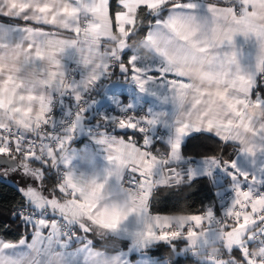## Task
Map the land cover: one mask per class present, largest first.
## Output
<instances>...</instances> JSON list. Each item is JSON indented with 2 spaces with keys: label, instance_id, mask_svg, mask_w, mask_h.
I'll return each instance as SVG.
<instances>
[{
  "label": "crops",
  "instance_id": "1",
  "mask_svg": "<svg viewBox=\"0 0 264 264\" xmlns=\"http://www.w3.org/2000/svg\"><path fill=\"white\" fill-rule=\"evenodd\" d=\"M194 2L198 4L196 10L198 13H206L207 5L215 3L216 0H194ZM129 3L134 7V0H129ZM7 6H14L17 12L29 9L32 18L44 19L54 27L49 28L29 52L27 40L31 39V34L25 36L13 29L22 21L0 16V21H3L0 24V106L11 117L12 124L25 132L35 133L36 124L42 123L38 121V116L47 109L48 102L53 99V92L63 94L73 81L83 85L82 91L86 92L82 95L92 92V98L84 114L83 132L79 133L78 130L72 144L66 145L60 154V163L66 166L71 176V185L79 192L83 202L69 199L62 207L67 208L71 221L81 222L83 217L90 214L89 206L99 202L100 208L93 217L95 223L90 225L93 233L102 238L122 241V245L112 250L89 247L78 242L68 247L57 248L56 242H53L50 246L46 244L42 252L36 249L33 255L27 256L19 251L21 239L9 241L0 236V245L12 243L18 246L15 249L0 250V261L4 264L21 260L24 264H33V261L39 264L41 259L43 264H156L159 258L152 255L149 248L146 251L143 248L147 238L137 235L147 230L146 225H151L157 231L165 225L176 226L179 231L172 232L181 233L179 238L171 241L172 243L179 241L174 248L176 254L184 255L197 251L193 248L182 250L187 244V240L183 237L189 228L194 227L198 230L196 235L205 239L204 228L207 221L197 227L190 220L191 215L153 214L147 211L151 202L148 194L121 189L120 180L124 176L132 175L128 172V168L139 166L141 171L156 175L160 163L158 158L153 160L134 143L121 139L120 136H124L129 130L120 129L115 125L114 120L129 114L136 115L141 120L147 116L151 123L145 125V128L153 147V134L165 131L167 135L163 138V144L169 152L171 151L170 159L177 162H180V152L173 150L172 146L178 142L180 134L177 129L184 123L189 124L190 128L211 125L224 139L232 141L231 145H234L237 151H253L259 159L261 149H264V109L257 108L254 104H249L247 107L240 105L244 114L242 116L233 114L237 106V94L231 91L232 87L246 90V83L238 81L237 75L242 73L247 76L250 65L252 68L258 67L261 53L256 39L251 36L236 37L232 48L242 53L246 63L241 65H229L224 53L230 52L231 49L226 44L211 49L208 53L198 54L203 57L202 63L194 67L191 65L186 67V73L192 77V89L181 90L175 95L173 93L140 94L131 81L123 79L119 70L113 72L109 79H101L99 82L92 79L99 75L100 65L121 46L118 40L124 35V24L131 22L130 17L121 16L119 18L121 30L113 31L104 0H94L92 3L90 0H7ZM162 15L166 16L167 12ZM256 23H264V20L258 19ZM236 27L231 20L227 26L217 25L213 39L223 40L228 28ZM69 28L82 35V39L77 41V35L65 31ZM102 37L107 39H101ZM37 46L40 48L42 58L36 56ZM137 47L130 46L135 53ZM153 47L154 44L145 39L141 40L140 52L144 61L153 59ZM217 53L223 60V67H208L210 58ZM74 55L77 70L74 72V79L66 82L64 77ZM229 72L232 76L227 75ZM9 78L11 83H6ZM225 80L229 83L228 88L224 87ZM114 83L117 86L110 89ZM197 92L204 93L199 97L202 102L198 105L195 104ZM21 96L24 98L21 99ZM33 96L35 99L32 98ZM125 96L128 98L127 101ZM129 103H133L132 109L127 107ZM70 104L71 100L66 98L62 108L66 110L70 108ZM29 109H31L30 113ZM104 117H108L113 122L111 124L105 122ZM4 123L8 124V120L5 119ZM133 139L142 141L143 134H133ZM187 139L188 137L184 139V143ZM109 157L113 159L109 160ZM187 157H193L196 162L191 164L192 167L204 171L200 165L201 157L185 154L184 163L188 161ZM178 166L183 173V181L187 180L184 164ZM210 166L215 167V165ZM15 171L17 169H14L13 173H16ZM222 174L225 175L223 172ZM200 176L202 175H198ZM96 184H104L102 192L94 191ZM134 208L137 209L135 213L131 211ZM123 215H127L128 219L121 221L120 232L115 235L107 232L106 228L113 225L117 217ZM250 219L251 216L248 215L246 221L248 224L251 223ZM157 224L159 228H156ZM124 229H127L126 233ZM33 235L32 233L27 240L31 241ZM207 242L215 243L206 244L208 246L202 248L220 249L223 252L221 242L216 243L217 240L211 237ZM218 260V258L208 259L204 262L216 264Z\"/></svg>",
  "mask_w": 264,
  "mask_h": 264
},
{
  "label": "snow or ice",
  "instance_id": "2",
  "mask_svg": "<svg viewBox=\"0 0 264 264\" xmlns=\"http://www.w3.org/2000/svg\"><path fill=\"white\" fill-rule=\"evenodd\" d=\"M92 2L94 0H90V3ZM104 3L113 31L121 30L119 23L121 16L130 17L131 22L123 26V46L118 48L119 54L113 53L100 65L99 75L92 78L96 82L101 79H109L114 70L118 69L123 79L131 81L135 90L140 94L173 93L175 95L181 90L193 88L192 77L186 73V67L188 65L194 67L202 63L203 57L198 54L208 53L211 49L226 44L231 51L224 53V58L228 60L230 66L241 65L246 61L242 58V53L234 50L232 46L237 36H251L259 43L261 56L258 67L252 68L250 65L247 76L242 73L237 75L238 81L246 83V90L242 91L238 87L231 88V91L237 94V106L233 114L237 116L244 114L240 105L247 107L249 104H254L255 107L264 109V23H256L258 19L264 20L262 17L264 0H216L215 3L207 5L206 13L196 11L198 4L194 0H134V7L130 6L129 0H104ZM165 12L167 15H162ZM0 16L9 20L22 21L21 24L12 28L25 36L31 34V39L27 40L29 52L33 50V46L37 44L39 38L44 36L49 28L54 27L44 19L32 18L29 15V9L17 12L14 6H7V0H0ZM149 17H154V19ZM229 20L237 27L235 29L228 28L223 40L213 39L217 25L227 26ZM2 23L3 21H0V24ZM65 31L78 35L77 31L70 28ZM139 34H142L146 41L154 44L151 61H144L132 48L128 47ZM198 36L201 38L197 39ZM101 39L107 38L102 37ZM36 56L42 58L39 46L36 48ZM207 66L210 68L223 67V60L219 53L210 58ZM227 75L232 76V73L229 72ZM6 83H11V79L9 78ZM116 86L114 83L110 89ZM224 87H229L227 80H225ZM82 89V84L73 81L63 94H59V100L56 99L58 93L53 92V99L48 102L47 109L38 116V121H42V123L36 124L38 129L36 133L12 127L11 117L0 106V114H2L0 115V169L16 168L18 172H21L23 174L22 183L27 186V190L33 197L27 202L30 219L25 223L26 230L34 234L33 239L28 241L27 237H22L19 242V251L27 256L33 255L36 249L42 252L46 244L50 246L53 242H56L57 248L68 247L77 242L89 247H99L101 244L99 239L93 237L90 226L95 223L93 217L100 208L99 202L89 206L90 214L83 217L81 222L71 221L67 210L62 207L69 199L83 202V198L74 187H68L63 183L62 172L66 166L60 163V154L65 146L72 144L78 130L79 133L83 132L86 108L80 105L84 99L82 93L86 91H82ZM203 95L204 93L197 92L196 105L202 102L199 97ZM32 98L35 99V96ZM66 98L76 106L75 110H72L70 104L68 115H65L62 109V103ZM127 99L125 96V101ZM133 102H135L134 97ZM56 104L61 105L60 113L54 112ZM127 107L132 109L133 103H129ZM28 112L30 113L31 109ZM125 116L128 118L125 119ZM5 119L8 120V124L4 123ZM103 119L109 124L113 122L108 117ZM114 123L122 130H129L124 136H120L121 139L134 143L136 147L144 150L147 156L152 157L153 160L156 159L152 141L145 128V125L151 123L147 117L141 120L140 117L133 114L122 115L116 118ZM177 132L180 134L178 142L172 146V149L180 152L179 161L185 166L184 171L189 183L195 182L198 175L215 180L216 171L223 172L230 181L231 190L235 191L239 197L235 201V205L242 208L245 214L251 216V223L248 224L246 222L248 215L240 212L234 214L231 211L227 214L229 218L235 215V219L231 223L227 220L224 222L226 234H231L242 226L245 229L243 240L234 244H228L221 234L212 227L215 213L211 207L191 214L190 220L197 227L207 221L205 241L207 242L211 237L223 244V255L216 264H221V262L234 264L237 261L239 264H253L248 255L247 246L256 242L264 243V207H257L258 203H264V149H261L259 159L253 151L238 150L229 154L228 148L233 142L224 139L219 132L214 131L211 125L190 128L189 124L184 123L179 126ZM136 133L143 134L142 141H134L133 134ZM186 137L189 138L187 144L184 143ZM193 140L199 141V143L193 144ZM205 140L221 145V155H226L227 159L221 161L215 154L204 155L201 157V164L205 165V169L198 173L191 166L194 162L193 157H187L189 164L184 163L185 154L192 147H202L208 153H214L216 150L210 144L205 143ZM108 159L112 160L113 158L109 157ZM21 160L27 163H21ZM164 163L167 164L168 161H164ZM209 165H215V167L210 168ZM128 172L132 173L127 180L130 185L139 184L143 187L147 182L145 172L141 171L139 166L128 168ZM50 182L51 188H49ZM103 189L104 184H96L94 191L102 192ZM182 194V189L178 187L175 191L166 193L163 198L178 201ZM149 199H151L150 194ZM131 211L135 213L137 209L134 208ZM127 219V215L117 217L116 222L107 227L106 231L113 235L118 234L121 229V221ZM164 227L170 229L171 225ZM146 228L147 230L143 233H137V235L147 238L143 245L145 251L153 244H164L175 248V244L171 241L181 236L180 232L164 231L163 229L157 231L151 225H146ZM156 228H159L158 224ZM124 232L126 233L127 229H124ZM190 235H196V232L191 228L183 238L187 240ZM63 241L68 243L64 244ZM17 247L16 244L3 243L0 245V250ZM153 255L159 258L156 264H168L161 248H157ZM0 264H4V262L0 261ZM12 264H24V261H13ZM33 264H37V262L33 261ZM39 264H43V259ZM173 264H185L182 253L177 254Z\"/></svg>",
  "mask_w": 264,
  "mask_h": 264
},
{
  "label": "trees",
  "instance_id": "3",
  "mask_svg": "<svg viewBox=\"0 0 264 264\" xmlns=\"http://www.w3.org/2000/svg\"><path fill=\"white\" fill-rule=\"evenodd\" d=\"M154 19V17H149ZM143 35L139 34L131 42V46L139 45L140 41L143 40ZM197 135V134H193ZM207 135V134H203ZM203 139V136L201 137ZM210 144L216 151L214 153H208L205 148L192 147L186 154L203 157L204 155L215 154L222 161L227 159L226 155H221V145L216 144L214 141H204ZM189 143V138L185 142ZM193 144H198L199 141H192ZM237 151L234 145H230L228 153L231 154ZM15 155V153H13ZM21 162H26L21 160ZM3 169H0V171ZM14 170V169H13ZM9 174V170H5ZM182 189V196L178 201L175 199H164L163 196L166 193L173 192L177 188ZM51 188V182L49 183ZM214 203V195L211 191L209 183L204 176L197 177L195 182L189 183L188 180H184L177 187L160 186L151 196L150 211L153 214L166 215V216H180V215H191L207 209V207ZM27 205L26 198L18 187L7 181L4 177L0 176V236L9 241H18L22 237L30 238L32 233L26 230L25 223L28 221L25 214L30 212L28 208L27 212L19 213L17 210L24 208ZM23 217V219H21ZM95 239H99L101 244L99 247L106 249H117L121 247L122 241L112 240L100 237L98 234L93 233ZM175 241V245H177ZM78 243V242H77ZM157 248H161L163 251L164 259L168 261V264H173L177 254L172 247H168L164 244H156L149 248V252L153 255ZM185 264H212L209 262H201L192 257L191 253L183 255Z\"/></svg>",
  "mask_w": 264,
  "mask_h": 264
},
{
  "label": "built area",
  "instance_id": "4",
  "mask_svg": "<svg viewBox=\"0 0 264 264\" xmlns=\"http://www.w3.org/2000/svg\"><path fill=\"white\" fill-rule=\"evenodd\" d=\"M85 27V26H83ZM82 35H77V41H80L82 39ZM121 47L123 46V37L118 40ZM76 48L78 45L76 44ZM75 48V49H76ZM77 70V62L75 59V55L71 58L64 80L66 82L72 81L74 79V72ZM59 94H62L61 92L58 93L56 99L59 100ZM84 99L81 102V107L87 108V105L92 98V92L89 91L83 95ZM66 101V99H64ZM63 101V102H64ZM72 110H75V105L71 106ZM63 109V108H62ZM54 112L60 113L61 112V105L56 104L54 105ZM63 112L65 115H68L69 108L63 109ZM147 117V116H146ZM14 128H19L18 126L12 124L11 125ZM38 129H36V132ZM35 132V133H36ZM167 135L165 131H159L153 134V150L154 155L156 158H158L160 163V168L156 175H151L147 172H145L146 180L147 182L143 185V187L139 186L137 184L136 186H132L128 183V177L124 176L120 180V187L124 191L133 192V193H143V194H150L151 196L153 193L159 188L160 186H167V187H177L183 182V173L178 166L181 164V162H177L170 159V152L166 149V147L163 144V138ZM164 161H168L167 164L164 163ZM189 163V161L185 162ZM196 164V162H193ZM203 169H205V165L200 164ZM210 168H214L213 166ZM172 169H175V171H172ZM62 175L64 177L63 183L67 185L68 187H72L71 185V176L66 168H64ZM209 183V186L211 188V191L214 195V203L209 205L207 208L211 207L215 213V216L213 217V224L214 226L224 228V222L227 220L229 223H231L235 219V215H233L231 218L228 217V213L231 211L234 214L236 212H240L243 214V209L238 208L235 205V201L239 198L237 196V193L235 191L231 190V184L230 181L226 178L225 175L222 174L220 171H216L215 173V180H209L207 177H205ZM257 207H264L263 203H258ZM28 210L27 205L17 210L19 213H26ZM30 212L27 213L26 216L30 219ZM251 222V219H250ZM164 231H179L178 228L174 225H171V228H165L162 227ZM249 235H252L249 233ZM192 257L196 260H199L201 262H204L208 259H219L223 252L220 249L214 250V249H202L200 251H193L191 253ZM248 255L251 258L253 264H264V243H253L251 245H248ZM223 264V262H222ZM234 264H239V262H234Z\"/></svg>",
  "mask_w": 264,
  "mask_h": 264
},
{
  "label": "rangeland",
  "instance_id": "5",
  "mask_svg": "<svg viewBox=\"0 0 264 264\" xmlns=\"http://www.w3.org/2000/svg\"><path fill=\"white\" fill-rule=\"evenodd\" d=\"M130 46H131V43L128 45V47H130ZM137 46L138 47L136 48V54L139 57L143 58L142 52H140V49H141L140 48V43ZM114 53L118 55L119 54L118 53V49L116 51H114ZM117 70L118 69L114 70V72H116ZM23 163H25V162H23ZM193 168L196 169V171L198 173L202 172V170L200 168H198V167H193ZM14 169H16V168H14ZM15 172L16 173L9 174L7 171L1 170L0 171V176L4 177L7 181L12 183L16 187H18L20 189V191L23 193V195L25 196V198H26V200L28 202V200L29 199H33V197L31 195V193L27 190V186L23 185V183H22L21 177H22L23 174L21 172H18V171H15ZM24 179H27V177H24ZM65 209L67 210V208H65ZM26 215H27V213H26ZM26 215L24 217H26V219L29 220V217L26 216ZM207 227H208V223L206 222L204 229H206ZM212 227L215 228L216 230L220 229V230H217V232H219L221 234L223 239L226 240L228 244H234V243H237V242H241L243 240V234L245 233V229H244L243 226L241 228H239V229H236L231 234H226L225 231H224V228H218L217 226H214V225H212ZM191 229H193L195 232L198 231L197 228L194 229V227L191 228ZM201 229H203V228H201ZM214 243L215 242H206L203 237L199 238L198 235H196V236L190 235L187 238V244L184 246V248H182V250H186V249L188 250L190 248H193V249L199 251V250L204 249V248H202L203 246H208V245H211V244H214ZM216 243H220V241H217ZM206 244H208V245H206ZM247 252H248V246H247Z\"/></svg>",
  "mask_w": 264,
  "mask_h": 264
},
{
  "label": "water",
  "instance_id": "6",
  "mask_svg": "<svg viewBox=\"0 0 264 264\" xmlns=\"http://www.w3.org/2000/svg\"><path fill=\"white\" fill-rule=\"evenodd\" d=\"M9 172H12L14 168H7Z\"/></svg>",
  "mask_w": 264,
  "mask_h": 264
}]
</instances>
